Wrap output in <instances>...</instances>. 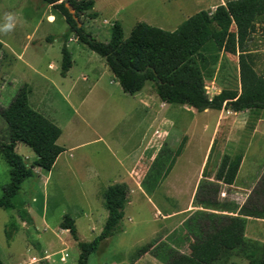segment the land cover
<instances>
[{
    "label": "rangeland",
    "instance_id": "1",
    "mask_svg": "<svg viewBox=\"0 0 264 264\" xmlns=\"http://www.w3.org/2000/svg\"><path fill=\"white\" fill-rule=\"evenodd\" d=\"M223 2L94 0L92 10L97 16L89 18L88 10L79 19L93 37L107 41L112 21L120 22L124 38L137 21L174 30L188 16L201 9L211 12ZM6 14L12 19H6ZM5 25L12 27L6 29ZM66 29L64 17L42 0H0V106L9 103L21 84L29 83V105L60 127L58 144L66 148L49 171L37 168V175L22 181L12 197L13 208H0V260L3 264H77L76 242L68 230L59 228L63 215L75 220L81 240L90 241L100 232L107 215L102 199L104 186L125 182L128 198L127 212L121 220L123 230L103 240L88 256L87 264H163L149 253L136 258L131 255L152 237L165 240L194 211L190 205L191 180L202 171V156L211 145L207 162L210 178L224 153L242 151L233 186L222 185L218 199L237 205L247 199L264 170V109L256 113L226 109L196 112L185 104L152 100L151 107L143 111L135 98L121 90L104 59L72 33L69 37L74 39L67 48L73 68L66 79L60 76L62 34ZM250 45L259 54V70L264 67V24L258 25ZM22 47L26 49L20 52ZM203 75L210 96L222 88H238L237 55L224 51L209 55ZM145 85L155 94L151 81ZM159 119H172L171 127L161 132ZM165 123L167 127L170 122L161 125ZM145 128L148 149L141 153L140 138ZM183 136L185 150L147 195L141 181L154 158L161 151L165 168ZM0 140H7L1 117ZM15 152L28 165L35 158L22 143L17 144ZM8 181V165L0 156V193ZM257 230L263 237L264 228ZM231 262L247 264L245 258L235 254L214 264Z\"/></svg>",
    "mask_w": 264,
    "mask_h": 264
},
{
    "label": "trees",
    "instance_id": "2",
    "mask_svg": "<svg viewBox=\"0 0 264 264\" xmlns=\"http://www.w3.org/2000/svg\"><path fill=\"white\" fill-rule=\"evenodd\" d=\"M51 4L64 17L67 29L62 34L60 75L64 76L72 60L66 42L69 34L102 57L122 91L134 94L146 81L158 98L165 103L185 104L196 112L206 109L256 113L264 109V67L257 69L259 54L250 43L258 25L264 24V0H224L209 12L201 9L185 18L174 30H165L137 21L127 37H123L119 21H112L107 41H100L88 33L80 23V15L92 10L94 0H42ZM70 8L74 12H70ZM92 10V11H91ZM3 43L0 41V53ZM224 51L237 55L238 88H222L208 95L203 72L209 64V55ZM29 87L21 84L6 106H0V117L6 124L7 140H0V156L8 165L9 181L0 193V208H13L12 197L22 181L35 176L34 168L49 171L64 147L56 141L61 129L49 118L35 111L28 103ZM254 119L253 115L249 116ZM252 121L248 122L251 130ZM183 136L169 155L163 168L161 151L141 181V187L150 195L168 175L185 145ZM16 143L29 147L35 154L31 164L15 152ZM206 156L201 177L192 196V205L198 207L175 228L165 240L153 238L138 246L131 257L149 253L163 264H214L233 254L247 260V264H264V243L245 237L247 217L264 219V170L243 204L218 199L222 185L234 183L241 162L242 151L224 153L212 179L207 173ZM168 159V157H167ZM125 182H113L102 191L103 206L107 212L100 232L90 241L77 234L75 220L64 214L59 228L68 230L78 247L77 264H87V258L100 243L122 231L121 220L128 198ZM0 264H3L0 260ZM230 264H239L231 262Z\"/></svg>",
    "mask_w": 264,
    "mask_h": 264
},
{
    "label": "crops",
    "instance_id": "3",
    "mask_svg": "<svg viewBox=\"0 0 264 264\" xmlns=\"http://www.w3.org/2000/svg\"><path fill=\"white\" fill-rule=\"evenodd\" d=\"M73 35V34H72ZM74 36V38L76 39V37H75V35H73ZM73 36L72 37H68V40H67V42H66V45L68 44V42L69 41H71V40H73L74 38H73ZM23 49H26V48H24V47H22L21 48V50H20V52L23 50ZM20 52H18V53H16V56H19V53ZM14 53V52H13ZM23 53V55H24V51L22 52ZM15 54V53H14ZM22 58L23 57H21L20 56V60H22ZM72 64H73V61H72ZM72 64H71V67L68 69V71L66 72V74L64 75V76H61L62 78H65L66 79V77L69 75V73L72 71ZM105 65H106V63H105ZM107 66V65H106ZM106 66H105V68H104V70L106 71ZM48 67L49 68H55V66L53 65V64H48ZM108 67V66H107ZM111 72V71H110ZM109 75H110V73H109ZM24 83H26L27 84V86L28 87H30V84L29 83H27V82H24ZM118 83V82H117ZM118 86L120 87V85L118 84ZM121 88V87H120ZM30 89H31V87H30ZM29 89V90H30ZM122 90V89H121ZM59 92V91H58ZM29 93V92H28ZM43 93H45V92H43ZM59 94H60V96L62 95L60 92H59ZM130 95V94H129ZM131 96L133 97V98H135V100H136V103H138L140 106H141V110H143V111H146V110H148L150 107H151V101L152 100H154V101H157V102H159V103H161V104H164L165 102H162L159 98H158V96L156 95V93L155 94H153L152 93V91H149L148 89H147V87H146V85L144 84V86L142 87V89L140 90V91H138V92H136V93H134V94H131ZM29 101V100H28ZM159 107H162V106H159ZM163 108V107H162ZM169 121L170 123V125L169 124H167V127H166V123H165V125H161L162 123H163V121ZM159 119V124H160V126H161V132H162V130L163 129H168V128H170L171 127V125H172V122H173V120L171 119V120H168V119ZM52 121V120H51ZM163 126V127H162ZM145 130H146V128L144 129V131L142 132V134H141V138H140V141H141V153H145L146 152V150L148 149L147 148V141H148V138L146 137V133H145ZM61 134L62 133H60V135H59V137H58V139H57V143L59 142V139H60V137H61ZM17 144L18 143H16V145H15V148H17ZM62 146V145H61ZM187 146V145H186ZM186 146H184V148H183V150H185V148H186ZM64 147V146H63ZM210 148V147H209ZM209 148L208 149H206L205 151H204V155L202 156L203 157V163H205L204 161L207 159V155H208V153H209ZM65 147H64V151H62V152H65ZM62 152H60V154L56 157V159H55V161H54V163H53V165L52 166H54L55 164H56V162L59 160V158H60V156H61V154H62ZM183 152V151H182ZM38 167H35L34 168V171H35V175H37L38 174V172L36 171V169H37ZM39 169V168H38ZM97 175H99V174H97ZM237 176V175H236ZM200 177H201V172L196 176V177H192V180H191V185H190V187H192V194H191V200H190V205L192 206V208H193V210L195 211L196 209H198V207H196V206H193L192 205V196H193V193H194V191H195V188H196V185H197V183H198V181H199V179H200ZM210 179H212V178H210ZM236 179V178H235ZM112 183V182H111ZM108 185V184H107ZM106 185V186H107ZM106 186H104V188L106 187ZM230 186H233V184H231ZM104 190V189H103ZM102 190V191H103ZM144 191V190H143ZM145 193V192H144ZM243 196V195H242ZM242 198H244V197H242ZM244 203V201L241 203V204H243ZM126 212H127V202H126V204H125V208H124V216H125V214H126ZM175 212H172V214H174ZM192 213V212H191ZM190 213V214H191ZM189 214V215H190ZM188 215V216H189ZM123 216V217H124ZM263 227L264 228V219H262V218H252V217H247V219H246V224H245V231H244V234H245V237L246 238H250V239H255V240H262V241H264V232H263V237H262V235H261V231L259 232L258 230H257V227ZM123 230V229H122ZM236 263H238V262H236ZM239 264H241V263H239Z\"/></svg>",
    "mask_w": 264,
    "mask_h": 264
},
{
    "label": "clouds",
    "instance_id": "4",
    "mask_svg": "<svg viewBox=\"0 0 264 264\" xmlns=\"http://www.w3.org/2000/svg\"><path fill=\"white\" fill-rule=\"evenodd\" d=\"M5 18H6V19H12V16H11V14H6ZM4 27H5L6 29H10L12 26H11V25H5Z\"/></svg>",
    "mask_w": 264,
    "mask_h": 264
},
{
    "label": "water",
    "instance_id": "5",
    "mask_svg": "<svg viewBox=\"0 0 264 264\" xmlns=\"http://www.w3.org/2000/svg\"><path fill=\"white\" fill-rule=\"evenodd\" d=\"M66 2V5L68 6L67 4V0H64ZM70 12L73 13L74 12V9L70 8ZM78 25H80V23L78 22Z\"/></svg>",
    "mask_w": 264,
    "mask_h": 264
},
{
    "label": "built area",
    "instance_id": "6",
    "mask_svg": "<svg viewBox=\"0 0 264 264\" xmlns=\"http://www.w3.org/2000/svg\"><path fill=\"white\" fill-rule=\"evenodd\" d=\"M61 260H64V257H61Z\"/></svg>",
    "mask_w": 264,
    "mask_h": 264
}]
</instances>
